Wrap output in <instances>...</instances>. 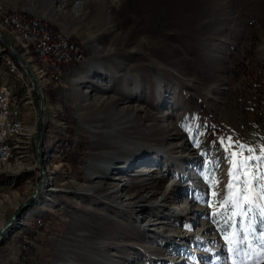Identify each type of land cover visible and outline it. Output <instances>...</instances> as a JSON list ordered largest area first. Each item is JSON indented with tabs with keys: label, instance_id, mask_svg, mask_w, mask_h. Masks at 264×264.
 Masks as SVG:
<instances>
[{
	"label": "rangeland",
	"instance_id": "rangeland-1",
	"mask_svg": "<svg viewBox=\"0 0 264 264\" xmlns=\"http://www.w3.org/2000/svg\"><path fill=\"white\" fill-rule=\"evenodd\" d=\"M75 1L0 0V29L34 73L41 57L18 41L14 15L65 33L83 52L40 79L42 168L38 93L0 39V85L19 109L14 157L0 176L2 220L46 181L0 243V264H264V0L221 22L208 0H149L140 25L134 0H85L82 10ZM142 128L175 153L134 145L156 142ZM139 165L160 167L142 192L158 193L133 213L127 203L141 186L128 192L129 184L148 178L136 175ZM100 182L125 188L123 197L94 189ZM173 188L181 193L164 202ZM180 206L198 211L185 217Z\"/></svg>",
	"mask_w": 264,
	"mask_h": 264
},
{
	"label": "bare ground",
	"instance_id": "bare-ground-1",
	"mask_svg": "<svg viewBox=\"0 0 264 264\" xmlns=\"http://www.w3.org/2000/svg\"><path fill=\"white\" fill-rule=\"evenodd\" d=\"M55 1H58V0H55ZM84 1L85 0H78V1L76 0L75 1L77 3L76 5H78L76 7H78V8L80 7V9L82 10V7L84 6V4H83ZM147 1H149V0H134L132 2L133 4L131 5V9H132L133 13H139L140 14V16L138 18L133 19V20H135L134 21L135 22V25H137V24L140 25L141 24V21H142V23H144L143 22V20H144L143 19L144 18L143 16L149 10L148 9V5L149 4H148ZM208 1L210 3V9L211 10H214L213 11V13H214V19H213V21L214 22H221V21H224V20H228L227 18H230L232 12L235 11V8H238L240 6L239 9H238V10H240L244 4H248V6L250 8H252L253 10L257 9L256 0H235L234 1V6H233L232 2H230L229 0H208ZM94 2L100 4V6L98 7V9L99 8H102L104 6L99 1L98 2L97 1H94ZM168 2L170 4L173 3V2H176L177 3L178 0H159V3L164 4L165 7H167V6L170 5ZM23 9H25V10H28V9L35 10V8H31V7L30 8L29 7H24ZM12 18L17 19V21L20 24H18L16 20H12ZM47 19H49L48 22H50V23L52 22L51 21V18H49L48 16H47ZM110 19H112V18H110ZM36 21L38 22V25L37 26L33 25L34 24L33 21L28 22L25 18L20 17L18 15H14V16H12L10 18L9 23H10V25H12L13 29L15 30V32L18 31V33H19V39H20L18 41L19 42L22 41L23 44L25 45V47H29L31 45L32 46H35V47L37 46L36 52L41 57V64H42L41 66H43L42 68L45 70V72H44V70L41 69V67H36L35 68L36 69V73H34V71L32 70L31 66L29 65V62L23 57L25 59L26 63L28 64L29 68L31 69V71H32V73L34 75V79L36 81V84H37V86H38L41 94L43 95V124H42L43 127L41 129V144H40V154H41V147H42L43 139H44L45 123L47 124V120L45 118V109L47 107V102H46V99H45V96H44V92H43V89H42V84L40 82V79L48 74V73H46V71H52L53 68H55V67H59L61 65H68V64L73 63L74 61H78L79 60V56L83 52H82V49L79 48V46L78 47H75L74 44H73V46H67L66 45V42L70 43V41H69V37L65 33L60 32V31H59L60 34L59 33L58 34L57 33H52L50 31H48L47 24H45L43 22H40L38 20H36ZM0 31L2 32L1 29H0ZM44 41H46L47 44L44 45V43H43ZM50 44L53 45L52 48H49L48 47V45H50ZM67 50H68V54H66L67 53ZM65 56H68V60H73V62H70V63L69 62H63V61H61L59 59V57H65ZM9 62H11V61H9ZM162 72H165V73H168L169 74V72H167V69L166 68H163L160 73H162ZM26 73L29 76V78H30V80H31V82H32V84H33V86L35 88V84L33 83V79H31V76L29 75V73L27 71H26ZM88 81H89V79L86 80V82H88ZM1 86H3V89H1ZM35 90H36V88H35ZM160 95L161 94H159L158 96H160ZM1 100H2V109H9L10 94L8 92V89H7L6 85H0V101ZM122 109H123V111L132 110V109H133L132 111H134V112H137L138 111V107H133V108H131V107H129V108L128 107H124ZM39 110H40V107L38 108V120H39ZM166 113H168V112L166 111ZM148 115L149 116H152L151 118L152 119L154 118V120H155V117H153V115L151 114L150 111H147L145 113V116H148ZM139 121H141L140 118L137 119V122H139ZM151 127L155 128V129H152L151 128L150 129V133H153L154 132L156 134H159L157 130L158 129H161V128H158L157 123H153L151 125ZM169 128H171V126ZM147 130H148L147 128H142L141 129V135H145V136L150 135V133H147ZM152 130H153V132H151ZM120 132L121 133L123 132L122 129H121ZM120 132H118V133H120ZM0 134H7L5 132L4 125H0ZM37 134H38V127H37ZM125 134L126 133H124V135ZM156 134L154 136L153 135H150L151 136L150 139L151 140H154L155 139V141L158 142V143L155 142V144H154L151 141H149V139H146L144 141L143 140H140L142 143L140 141L139 142L138 141H134V143H135L134 145H136V146H139V145L146 146V147H148L147 150L153 149V148H151V146L149 144L156 145V148H158L159 151L174 154L175 153V148L174 147L168 148V149L167 148H164L165 146H163L162 144H160L161 143V138L156 137L157 136ZM132 135H135V134L132 133ZM114 138L118 139V136H114ZM37 139H38V137H37ZM0 148H3L2 149V155H0V176H3L1 174H4L6 172V170H4V168H2V165L5 166L6 163H7V161L9 159H11L12 157H14V155H13L14 149H13V146L10 145L9 139H1L0 140ZM172 157L173 156H170V158H172ZM173 158H175V157H173ZM107 169L108 168H101V171L102 172H105V170H107ZM159 169H160V167H158V166H152V168L147 169V168H143L142 165H139L136 168V175H143L144 174V175H148V178H146V180L145 181H142L140 184H133V185L131 183V179H129V181H130L131 184H129V189H127L128 192L131 191L134 188H137L139 185L141 186V188H143V189H141L139 187L140 189H137V190L135 189L136 190L135 193L132 194L129 197V201L127 203V209L130 212L135 213V210H136L135 208H137L139 206L141 207V210L145 209L144 204H141V203L146 202V201H150L151 198L157 196L158 190H154L153 189L151 191L150 196H146L142 192L145 189L147 191V190H150L151 188H154L155 187V184H154L155 179L154 178H156V174L157 173H154V172L155 171H158ZM147 170H148V172H145ZM142 172H144V173H142ZM46 175H47V171L44 172V176L43 175L42 176L45 178ZM46 180H47V177H46ZM165 180H166L165 177L164 178H161V182H164ZM7 181L8 182H6L5 184H11L9 186H13L14 185V183H11L10 182L11 181V178H7ZM45 183H46V181L44 182V184H43V181H42L40 184H38V187H36L35 190L32 192V193L35 192L33 195L31 194L34 197L33 202L35 201V199H36V197L38 196L39 193H40V196L38 198H40L41 195L43 196V193H44V190H45V187H46L45 186ZM125 185H127V184H125ZM175 186H177V184H175ZM94 189L99 190V191L100 190L103 191V190L112 189V191L109 194H107L106 196L108 198H110V199H113V200L121 199L123 197L121 190H125V188L120 187L117 183H113V184L109 183L108 184V182H100V183H98L95 186ZM180 189L182 190L183 188H180ZM173 193H179L180 194L181 191L179 190L177 192V190L175 188H173L172 191L165 196L164 202H168V200H171V198L173 197ZM18 200L19 201H18L17 205L20 204V199H18ZM23 203H25V201ZM23 203H21L20 206ZM37 203H39V202H37ZM180 208H182L181 214L183 216H185V217H189L190 214L196 213V211H198L196 209H193V207H189V206H183V207L180 206ZM180 208L179 207H176L175 208L176 212ZM2 213L3 212H0V235H1V232H2L3 228L8 223V222L2 220V218H1ZM207 230L208 229H206V231ZM7 232H9V230Z\"/></svg>",
	"mask_w": 264,
	"mask_h": 264
},
{
	"label": "water",
	"instance_id": "water-1",
	"mask_svg": "<svg viewBox=\"0 0 264 264\" xmlns=\"http://www.w3.org/2000/svg\"><path fill=\"white\" fill-rule=\"evenodd\" d=\"M0 39L6 44V46L9 48V50L11 51L12 55L14 56V58L19 62V64L29 73V75L31 76V79H33V83L35 84V88L36 91L38 93V97H39V120H38V134H37V154H38V159L41 163V167L43 168V163L41 161V154H40V144H41V129L43 127V95L41 94L36 81L34 79V75L31 71V69L29 68L28 64L26 63L25 59L23 58V56L17 51V49L15 48V46L13 45V43L9 40V38L7 36H5L1 31H0ZM34 197L29 198L25 203H23L15 212L14 214L11 216V218L9 219L8 223L6 224V226L3 228L1 235H0V243L4 240V238L7 235V231L11 229V227L14 225V223L16 222L17 218H19V216L21 215V213L33 202Z\"/></svg>",
	"mask_w": 264,
	"mask_h": 264
},
{
	"label": "built area",
	"instance_id": "built-area-1",
	"mask_svg": "<svg viewBox=\"0 0 264 264\" xmlns=\"http://www.w3.org/2000/svg\"><path fill=\"white\" fill-rule=\"evenodd\" d=\"M12 20H16L15 18H12ZM35 26L38 25V22L33 20ZM18 24H20L18 21H17ZM47 36V35H46ZM49 36V35H48ZM44 45L47 44L46 41L43 42ZM66 45L67 46H73V44L70 42H66ZM49 48H52L53 45H48ZM68 54V50H67V53ZM82 55L83 53H81V57L79 58L82 59ZM59 59L63 62H73V60H68V56H65V57H59ZM1 89H3V86H1ZM18 112H19V109L17 107L14 106V104L12 103L11 101V106H9V109H2V100L0 101V125H7V134H0V140L1 139H9V132L12 128H14V125H18ZM2 149L3 148H0V155H2Z\"/></svg>",
	"mask_w": 264,
	"mask_h": 264
},
{
	"label": "trees",
	"instance_id": "trees-1",
	"mask_svg": "<svg viewBox=\"0 0 264 264\" xmlns=\"http://www.w3.org/2000/svg\"><path fill=\"white\" fill-rule=\"evenodd\" d=\"M3 44V46L6 48L5 49V53H7V54H10V52H9V50H8V48H7V46L4 44V43H2ZM11 55V54H10ZM12 56V55H11ZM15 60V59H14ZM20 66V65H19Z\"/></svg>",
	"mask_w": 264,
	"mask_h": 264
}]
</instances>
